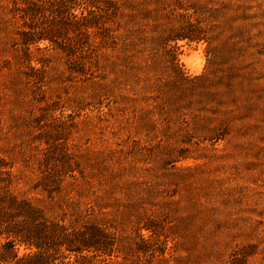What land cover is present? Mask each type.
Here are the masks:
<instances>
[{
    "label": "rangeland",
    "instance_id": "obj_1",
    "mask_svg": "<svg viewBox=\"0 0 264 264\" xmlns=\"http://www.w3.org/2000/svg\"><path fill=\"white\" fill-rule=\"evenodd\" d=\"M129 2L26 44L0 0L11 193L66 229L54 264H264V0Z\"/></svg>",
    "mask_w": 264,
    "mask_h": 264
},
{
    "label": "trees",
    "instance_id": "obj_2",
    "mask_svg": "<svg viewBox=\"0 0 264 264\" xmlns=\"http://www.w3.org/2000/svg\"><path fill=\"white\" fill-rule=\"evenodd\" d=\"M8 1L11 5L9 12L12 17H20L28 29V32L21 34L26 44L31 42V35L38 36L39 40L58 44L57 40L64 38L53 30V27L58 29L63 25L66 31H71L78 37L85 36L89 30H98L104 25L101 18L114 22L123 14L122 10L127 9L126 6L132 9L129 0ZM47 18L53 20L49 25L42 22ZM189 32L191 30L174 34L172 40L191 41L193 38ZM61 49L65 53L74 54L65 46ZM13 180L11 167L0 158V264H54L53 253L57 251V247L62 246L55 244L56 232L60 230L63 234L60 238L63 239L61 243L66 245V236H68L66 229L47 220L43 212L28 201L14 196L10 191ZM82 243L83 250H100L95 240L92 243ZM17 244L33 251L19 256L16 250Z\"/></svg>",
    "mask_w": 264,
    "mask_h": 264
}]
</instances>
